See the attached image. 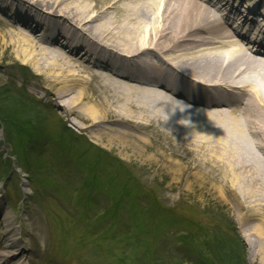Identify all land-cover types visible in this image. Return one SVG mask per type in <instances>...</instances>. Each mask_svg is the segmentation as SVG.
<instances>
[{
	"label": "bare ground",
	"instance_id": "bare-ground-1",
	"mask_svg": "<svg viewBox=\"0 0 264 264\" xmlns=\"http://www.w3.org/2000/svg\"><path fill=\"white\" fill-rule=\"evenodd\" d=\"M231 1L0 0V48L95 145L155 164L179 187L228 195L264 264V60L253 45L264 25ZM251 5L261 19L264 0ZM4 228L15 231L8 215ZM5 240L0 264L19 246Z\"/></svg>",
	"mask_w": 264,
	"mask_h": 264
},
{
	"label": "rangeland",
	"instance_id": "rangeland-1",
	"mask_svg": "<svg viewBox=\"0 0 264 264\" xmlns=\"http://www.w3.org/2000/svg\"><path fill=\"white\" fill-rule=\"evenodd\" d=\"M12 50L0 48V252L7 236L19 245L9 264H261L228 195L179 187L155 164L95 145L36 91L40 80ZM7 215L15 231L5 237ZM216 233L219 248H233L226 258L212 252Z\"/></svg>",
	"mask_w": 264,
	"mask_h": 264
},
{
	"label": "clouds",
	"instance_id": "clouds-1",
	"mask_svg": "<svg viewBox=\"0 0 264 264\" xmlns=\"http://www.w3.org/2000/svg\"><path fill=\"white\" fill-rule=\"evenodd\" d=\"M177 108H179L181 111H183L185 109V108H181L179 105H177L175 108H171V111L174 112Z\"/></svg>",
	"mask_w": 264,
	"mask_h": 264
},
{
	"label": "trees",
	"instance_id": "trees-1",
	"mask_svg": "<svg viewBox=\"0 0 264 264\" xmlns=\"http://www.w3.org/2000/svg\"><path fill=\"white\" fill-rule=\"evenodd\" d=\"M223 251H225L226 249H224V248H221Z\"/></svg>",
	"mask_w": 264,
	"mask_h": 264
}]
</instances>
